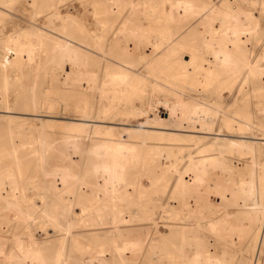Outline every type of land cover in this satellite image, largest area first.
<instances>
[{
  "label": "bare ground",
  "instance_id": "bare-ground-1",
  "mask_svg": "<svg viewBox=\"0 0 264 264\" xmlns=\"http://www.w3.org/2000/svg\"><path fill=\"white\" fill-rule=\"evenodd\" d=\"M16 1L0 0V25L8 23L3 17ZM50 2L45 9L42 0L34 1L33 23L0 36L4 67L15 63L29 76L50 64L44 79L17 83L7 74L0 84V264H227V252L219 256L200 243L191 255L184 253L185 244L180 255L175 252L177 240L184 238L189 225L177 223L182 211L169 202L180 198L186 210H193L188 197H195L197 204L199 196L211 188L210 167H223L228 176L215 184L220 206L214 207L216 216L208 221L209 230L222 238L253 237L262 245L264 153L262 161L255 157L260 151L256 145L264 144V130L248 118L232 125L231 117L214 128L220 119L218 110L194 99L187 101L180 93L170 103L158 104L155 99L156 91L167 88L157 75L164 67L175 74L172 78L191 80L197 88L222 76L239 81L240 87L259 77L262 66L247 49V36L254 29L251 15L230 4L218 7L211 0H108L104 33L118 29L126 38L139 39L137 50L124 47L122 55L127 59L141 46L146 48L148 53L140 62L147 64L154 78L149 95V77L135 70V61L124 65L91 59L72 44L71 28L86 29L75 17L63 16L57 1ZM122 5L133 15L144 12V19L159 10V24L165 27L153 29L151 24L136 25L133 18L120 19ZM59 18L60 24L55 22ZM47 19L70 38L49 35L42 26ZM171 24L175 28L168 27ZM186 29L189 34L179 36ZM86 33L94 48L107 52L96 31L87 29ZM47 46L51 49L44 54ZM160 50V60H153L152 55ZM59 86L88 93L90 98L59 100L57 117L46 115L54 109L50 96ZM59 104L66 112L60 113ZM32 105L45 114L20 109ZM170 118L175 124L168 122ZM170 125L175 131L202 134L185 135L201 145L188 151L183 144L164 142L182 140L177 133H169L166 139L163 132L155 131L170 129ZM234 127L243 131L242 139L226 137L225 129ZM206 135L213 137L204 147ZM229 155H251L252 160L243 168L233 167L227 162ZM161 157L170 164L162 163ZM159 189L166 193L162 206L173 209L163 208L165 215L140 206L154 201L153 193ZM77 205L79 213L74 210ZM229 205L242 206L235 224L230 221L231 210L226 211ZM159 227L169 233L163 234ZM251 264H260V252Z\"/></svg>",
  "mask_w": 264,
  "mask_h": 264
},
{
  "label": "rangeland",
  "instance_id": "rangeland-1",
  "mask_svg": "<svg viewBox=\"0 0 264 264\" xmlns=\"http://www.w3.org/2000/svg\"><path fill=\"white\" fill-rule=\"evenodd\" d=\"M34 1L36 0H17L16 1L17 3H15L12 6V8L9 9L10 10L9 14L6 17H3L5 19L4 23H7V22L8 23L6 25H0V36H4L6 35V33L16 31L20 29V27H27L28 25L33 23V17L35 15V9H36L34 5ZM55 1H57V4L63 16L75 17L76 19H78L79 25L82 26L84 29L86 30L88 29L90 31H96L99 34V36H101L104 39L105 44H106L105 49L107 52L103 54L101 53L100 50H97L96 48H94L93 42L90 39V37L87 35L86 30L83 31L80 28L72 27L71 32H70L72 35V38H70L66 36L64 33H62L59 29H57V27L60 28V26L52 27L51 26L52 23L50 24V22L52 21L50 19H47L43 23L45 24V26L43 24L42 26L49 35H52L56 38L59 37L61 39H64V37L70 38L72 44H74L75 46H78L79 48H81L82 50L90 54L91 59H94L97 57V58H101L113 64H124V65L127 63V60L128 62L135 61L136 62L135 70L137 72L140 71L141 73L149 77L148 78L149 86L147 87L148 89L147 94L150 95L149 89H150V85L154 84V78L150 77L149 69L146 67L147 64H142L140 62L143 55L145 56L148 53L146 48L141 46V49H139V51H135L134 54H131L130 58L127 59L122 55L124 47L127 46L131 49L135 48L137 50L140 46L139 39L126 38L123 32L121 33L118 32V29H116L115 32L108 33L106 31V34L104 33L106 30V18H107L106 5H107L108 0H55ZM143 1L150 2V3L156 2V0H143ZM211 1H213V3L217 5L218 7H222V8L223 7L227 8L228 7L227 4H230L231 7L240 8L245 13L251 15V18L253 20L254 29L247 36L248 38L247 49L249 50L250 55L252 54L251 59H259V64L262 66L261 67L262 69L260 68L259 77H255L251 79L247 83L246 86L240 87L239 81L238 82L228 81L227 77L222 76L218 81H213L204 87L197 88V87H194L192 84H190L191 80L172 78L175 76V74L173 72H170L169 68L164 67L165 69L163 71H158L157 75L160 78H162L160 82L165 84L167 88L161 91H156L157 93H155V97L157 98L155 99L159 102L158 104H161L164 102L170 103L172 101H176L175 94L180 93L185 97L187 101H192L194 99L198 102L206 104L212 110H215V111L218 110L217 114L219 115L218 117H220V119L217 120V122L214 124V128L218 126L217 123L219 121L223 120L224 118L231 117V119H233L232 125H237L238 122L243 123V121H246V119L248 118L249 121L254 122L257 128L264 130V128H262L264 127V114H263L264 113V0H259V1L257 0V2L260 5H258V3L254 5L253 3L254 0H211ZM42 4L45 7V9H48L47 6L50 5L51 2L50 0H42ZM127 8L128 6H124V5L121 6V14L119 15L120 19L124 20L126 18L127 19L133 18L136 25L151 24V27L153 29L165 27L164 25L159 24V19H158L159 16H157V14L159 13V10L156 11V14L153 15V17H150L148 19L146 17L144 19V17L142 16V15H145L143 14L144 12L137 11L136 12L137 14L133 15L131 9L130 8L127 9ZM38 18L43 19V14H39ZM61 21L62 20L60 18L58 20H55V22L58 24H60ZM192 23H190V25ZM198 23L196 22L195 25H197ZM174 26L176 25L171 24L168 27L175 28ZM183 27L184 25H182V28ZM51 31L55 33L53 34V32L51 33ZM188 34H189L188 29H186L180 32L179 36L185 37ZM50 49H51L50 46H47L44 50V54H46V52H49ZM0 50L2 51L1 48ZM93 53L95 54L97 53L96 54L97 56H94ZM162 53H163V50H160L158 51L157 54L152 55L153 60H157V61L160 60V56ZM105 57H108V58H105ZM49 65L50 64L48 63L46 67L47 69L43 71H37L33 73V75L28 76L24 71L22 70L20 71L17 64L15 63H12L11 68H9L7 66L4 67L3 64L0 62V84L2 83L3 79L5 78L7 74L11 76L10 78L12 82H17V83H19L18 81L20 80H26L29 82V81H35L36 79H39V80L44 79L45 72L50 70ZM67 67L69 69V66ZM54 70H56L57 72V67H55ZM165 78H167V80ZM169 88L172 90L168 91ZM170 95L171 97H169ZM89 98H90V95H88V93L83 92V94H79V93H76L75 91L63 90L60 86L58 88L56 87L52 91V94L50 96V103H52V106L54 107V109L51 111V113L46 114V115H54L55 117H57V105H58L57 101L59 100L72 102V101L87 100ZM59 107H60L59 110L61 114L66 112L60 104H59ZM20 109H23V112H26V113L45 114V113H42L40 109H37V107H35L34 105L29 106V107L21 106ZM178 115L179 117L182 116L180 113ZM28 117L30 118L33 117L32 119H34V121L36 122L38 121L34 116H28ZM46 119H49V118L46 117ZM168 122L170 124H175V119L170 118L168 119ZM169 127L170 129L163 130V129L150 128V130L155 129V131H158L160 133L163 132L164 135L166 136V139L168 138V135H170L169 133L179 134L178 137L182 140H178V141L165 140L164 142H169L170 144H174V146H178V144H183L185 145V149H187L188 151L195 150L196 147L201 145L199 144L197 146L193 141L188 140L187 136H185V135H192L195 133H191L187 131L183 132L182 130L175 131V130H172L174 126L170 125ZM224 133L226 134V137L230 139H235V140L242 139V136L245 135L243 131L239 130L237 127H234L233 130L226 128ZM195 135H202V134L196 133ZM206 136L207 138H203V143H202L204 147L208 146L212 142V137H213V136L211 137V135L210 136L206 135ZM247 140H250V141L252 140L253 143L256 142L255 139H247ZM258 146L260 147L258 148L260 151L258 152L255 158L258 161H262V157L264 153V144H257L256 147ZM226 159L230 165H233V167L243 168L246 166L247 163H249L252 160V156L249 155L247 158H242V157H238L235 155H229ZM161 162L162 163L164 162V164L166 165L170 164L169 161L168 160L166 161V159L164 160L163 157H161ZM221 169L223 171H221ZM224 169L225 168L223 167L208 168V181L211 187L209 189L211 190L208 191L209 189H207V192L204 191L205 192L204 194L202 191L201 194L204 195V198L202 197L203 195H201V197L199 196V198L201 199L199 200V202H197V204L194 202L196 199L195 197L194 198H192V196L188 197L190 199L189 201H191V204L193 206V210H190V211L189 209L186 210L187 208L182 206V200L180 198H175V199L170 200L169 203L171 204V206H174L175 208L182 211L180 214L181 218L179 217V220H177V223L183 222L184 224L182 223V225H185V226L189 225V226H186V231L183 234L184 238L177 240L179 246L175 248V252H179L178 255H180V252L182 250L181 248H183L182 245L185 244L186 246L184 245L185 246L184 253L191 255L196 250L198 246L197 244L200 243V245H203L206 248L213 249V252H215L219 256H226L224 255V252L225 254L227 252V257H226L228 261L227 264H233V263L234 264H244V263L251 264L253 258L257 255L258 252H260V264H264V242L262 245H260V242L258 240L255 241L253 237L241 238V236H238V235L234 237H228L229 239L222 238L220 235H215L208 228V221L212 219L213 216L215 215L214 212L216 209L214 207L220 206L218 204V201H219V198H218L219 194L217 192L218 188L215 184L221 180L220 178L221 176H224L228 172L227 170L225 172ZM226 176L228 175L226 174ZM40 186L43 187L42 184ZM159 190L160 191L153 193V197L155 198V200L152 201L153 203L152 202L150 203V201L146 203L143 202L144 204L140 203V206L142 209L143 207H145V209L149 208L148 210L150 211L152 210L156 212L159 211L158 214L160 213V215L161 214L165 215L166 213L164 214L163 210L167 208L171 210V207L166 208L165 206H162V203L165 201V198H166L165 197L166 193L163 192V189H159ZM147 203H150V204L148 205ZM194 204H196L198 207ZM240 208L242 209V206H237V205H229L226 208L227 213L228 211L230 212L231 210L230 215H233V216H231L230 221L233 224L238 222L236 220L238 219L240 215L237 216L236 213H238L241 210ZM246 208L248 207L246 206ZM77 209L80 210L81 207L77 205L74 208L75 212L79 213ZM190 212H193V213L191 214ZM234 214L237 217H234ZM173 218L175 220L174 215H173ZM184 221H186V223ZM244 221L245 220H241V222H244ZM159 229L163 232V234L169 233V231L166 228L159 227ZM188 242H191V243H188ZM7 243H9V240H7ZM194 244L196 245V247ZM191 250H193V252ZM232 256H233V260H232ZM234 257L235 258L237 257L236 260L234 259ZM229 259L230 261H232L231 263H229L230 262Z\"/></svg>",
  "mask_w": 264,
  "mask_h": 264
}]
</instances>
